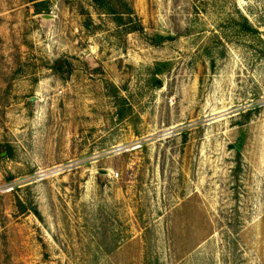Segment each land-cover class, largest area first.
I'll return each mask as SVG.
<instances>
[{
    "label": "rangeland",
    "instance_id": "rangeland-1",
    "mask_svg": "<svg viewBox=\"0 0 264 264\" xmlns=\"http://www.w3.org/2000/svg\"><path fill=\"white\" fill-rule=\"evenodd\" d=\"M127 1L0 0V264H264V0Z\"/></svg>",
    "mask_w": 264,
    "mask_h": 264
},
{
    "label": "trees",
    "instance_id": "trees-1",
    "mask_svg": "<svg viewBox=\"0 0 264 264\" xmlns=\"http://www.w3.org/2000/svg\"><path fill=\"white\" fill-rule=\"evenodd\" d=\"M36 2V12L41 14L43 9L42 5L47 0H33ZM96 8L99 14L106 15L112 18V21L116 26L124 31L126 34H139L145 36L144 27L136 14L134 8L127 0H89ZM242 23L239 24L240 32L247 36H261L262 34L256 30L248 21L247 18L242 17ZM262 40V39H261ZM264 42V41H263ZM66 62L59 60L55 63L54 68L56 70H64ZM170 68L169 63H158L155 68L156 74H163ZM124 101V99H122ZM7 156H10L8 151Z\"/></svg>",
    "mask_w": 264,
    "mask_h": 264
},
{
    "label": "water",
    "instance_id": "water-1",
    "mask_svg": "<svg viewBox=\"0 0 264 264\" xmlns=\"http://www.w3.org/2000/svg\"><path fill=\"white\" fill-rule=\"evenodd\" d=\"M42 19L46 22L54 20V17L52 16H42ZM34 100V99H33ZM102 175H107V172H101Z\"/></svg>",
    "mask_w": 264,
    "mask_h": 264
}]
</instances>
